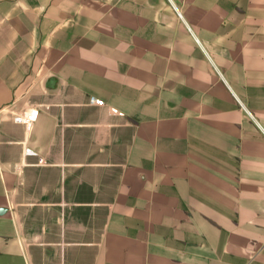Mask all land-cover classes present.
Here are the masks:
<instances>
[{
	"label": "crops",
	"instance_id": "1",
	"mask_svg": "<svg viewBox=\"0 0 264 264\" xmlns=\"http://www.w3.org/2000/svg\"><path fill=\"white\" fill-rule=\"evenodd\" d=\"M0 264H264V0H0Z\"/></svg>",
	"mask_w": 264,
	"mask_h": 264
},
{
	"label": "built area",
	"instance_id": "2",
	"mask_svg": "<svg viewBox=\"0 0 264 264\" xmlns=\"http://www.w3.org/2000/svg\"><path fill=\"white\" fill-rule=\"evenodd\" d=\"M97 101H99V100H97ZM39 114H40L39 108H31L30 110L17 113L14 116V120L16 122L32 124L38 119ZM28 151H31V150L28 149Z\"/></svg>",
	"mask_w": 264,
	"mask_h": 264
}]
</instances>
